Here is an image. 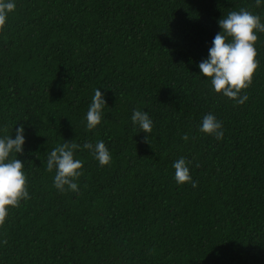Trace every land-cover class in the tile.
Masks as SVG:
<instances>
[{"label":"trees","instance_id":"1","mask_svg":"<svg viewBox=\"0 0 264 264\" xmlns=\"http://www.w3.org/2000/svg\"><path fill=\"white\" fill-rule=\"evenodd\" d=\"M14 2L0 30V138L23 125L10 158L30 198L0 227V264H264V33L243 105L198 67L218 21L243 8L264 23V0ZM96 89L107 106L89 131ZM134 110L153 121L147 142ZM207 114L222 140L199 131ZM100 140L104 167L83 148ZM64 142L81 146L78 192L47 171ZM181 157L195 188L175 181Z\"/></svg>","mask_w":264,"mask_h":264},{"label":"clouds","instance_id":"2","mask_svg":"<svg viewBox=\"0 0 264 264\" xmlns=\"http://www.w3.org/2000/svg\"><path fill=\"white\" fill-rule=\"evenodd\" d=\"M255 4L259 7L261 0H255ZM15 8L14 0H0V30L4 29L8 14ZM218 24L222 31L216 34L208 58L200 62L198 67L202 76L211 81L217 94L243 105L248 96L241 93L251 86L259 67L255 44L258 40L257 33H264V23H261L258 15L242 8L229 12ZM106 106L104 96L96 89L86 115L89 131L95 130L101 123ZM131 119L133 125H138L141 132L146 134L147 142L148 134L153 130V121L148 113L134 110ZM199 131L217 140L223 139L222 124L212 114L204 116ZM182 139L187 141V134ZM24 144L23 125L16 129L15 139L12 135L0 138V227L5 224L9 208L19 207L21 201L30 198L27 177L23 171L24 163L17 157L10 158L12 154L22 155ZM80 147L74 142H64L54 148L47 157V171L52 172L55 169L54 186L61 192L79 190L75 181L83 175V162L74 158V151ZM83 148L92 153L101 167L110 165L111 155L103 140L95 144L85 142ZM187 163L183 157L174 162L175 181L179 185L191 183L195 188L197 182L192 180Z\"/></svg>","mask_w":264,"mask_h":264}]
</instances>
